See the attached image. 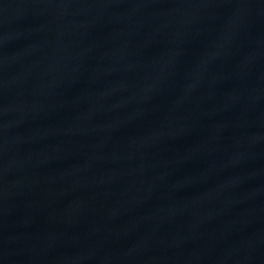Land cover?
Returning <instances> with one entry per match:
<instances>
[{
  "label": "water",
  "instance_id": "1",
  "mask_svg": "<svg viewBox=\"0 0 264 264\" xmlns=\"http://www.w3.org/2000/svg\"><path fill=\"white\" fill-rule=\"evenodd\" d=\"M0 264H264V0H0Z\"/></svg>",
  "mask_w": 264,
  "mask_h": 264
}]
</instances>
